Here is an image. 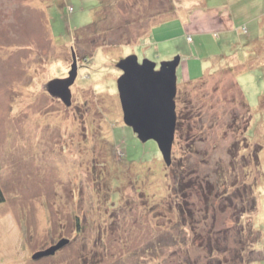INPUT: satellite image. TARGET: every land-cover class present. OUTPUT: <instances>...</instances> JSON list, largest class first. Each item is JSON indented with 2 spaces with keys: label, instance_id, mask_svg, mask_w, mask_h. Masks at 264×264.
<instances>
[{
  "label": "rangeland",
  "instance_id": "rangeland-1",
  "mask_svg": "<svg viewBox=\"0 0 264 264\" xmlns=\"http://www.w3.org/2000/svg\"><path fill=\"white\" fill-rule=\"evenodd\" d=\"M211 14L215 25L205 18ZM258 36L264 0H0V264H179L184 254L207 264L189 228L176 223L179 212L166 206L171 165L154 140L142 142L123 120L116 64L130 54L157 65L181 56L172 158L186 179L199 182L202 165L216 181L220 173L221 183L233 182L229 147L239 141L247 161L238 156L237 178L254 183L257 195L246 254L264 260V55L247 65L245 45ZM73 54L69 105L51 89L70 77ZM220 55L238 66L252 114L248 142L244 108L216 84L219 75L208 74ZM189 193L203 205L199 188ZM231 210L218 215L220 226L231 225ZM64 238L53 254L33 258Z\"/></svg>",
  "mask_w": 264,
  "mask_h": 264
},
{
  "label": "trees",
  "instance_id": "trees-1",
  "mask_svg": "<svg viewBox=\"0 0 264 264\" xmlns=\"http://www.w3.org/2000/svg\"><path fill=\"white\" fill-rule=\"evenodd\" d=\"M102 4L103 1L101 5ZM242 31L245 32L243 29ZM76 32L77 36L81 37L80 33L78 34L79 31ZM118 36L120 40L122 34ZM129 41L131 42L132 39H130ZM253 46L254 49H252L250 51V54L248 55L247 65L254 64V61L256 60L258 55H264V39L257 40ZM98 47H101V45L97 46L96 48ZM228 59L231 58L220 55L218 64L215 66V68L210 69L211 72L208 74L209 76L211 74L213 78L214 75H219L220 79H217L218 82L216 81V84H221V90L225 89V94H228V92H232L231 98L235 101L234 106H241L244 108V112L241 113V115L243 116L242 118L244 119V121H246V124L242 131L244 132V141L248 142L250 141L247 136V132L252 118L251 109L237 80L238 76L236 70L238 66L233 64L231 61L229 62ZM226 74L231 75V81H229L228 83H226L225 81H223L224 83H220L222 81V78L226 77ZM207 76L204 74V76L201 77L202 79L204 78V80H206V83L210 81L209 77ZM215 88L218 89V85L215 86ZM178 100L179 90L177 91L176 95V101L178 102ZM259 104L260 109L264 112L263 98L261 99V102L259 100ZM180 127L181 120L178 119L176 125L177 133ZM187 130L191 133L193 131L192 126L188 127ZM238 142L239 141L237 140L234 141L229 147V150L232 154V159L230 161L231 168L233 172H235L234 175H236L235 180L231 183H227L228 180L226 177L221 183L222 174L220 173H218L219 177L216 181V179L214 178V171L201 165L200 169L203 170V173L199 171L197 172L200 178L204 179L206 182L207 187L203 189L202 184L204 182L202 179H200L199 182H197L196 177L186 179V172L184 171V169H181V161H179L177 158L174 161L172 158V162L170 164L171 167L169 170L170 172H172V192H170L171 198L168 200L166 206L171 209L172 207H175L176 211L179 212L176 223L183 228H189V238H191L190 241L193 244L196 243L198 247L202 249L205 254V258L207 259V264H251L254 262L264 261L263 259H252L251 257H248V254H246V251L253 250L252 243L254 241H245L253 234V231L255 229V223L253 220L254 217L252 216V213L255 212V209L257 208V195L255 192L254 183H247L246 181L241 182L239 178H237L238 171H235V164H237V161L239 160L238 158L241 155L242 159L244 161H247V157L244 154H241V149L239 148ZM253 148L254 154L252 158L253 163L255 164L253 165L259 167L260 152L262 147L258 143H255ZM187 163L188 165L194 166L191 160ZM202 164L209 165V161L204 159ZM220 171L222 172L224 170L221 168ZM250 172L251 171L247 170V177L250 176ZM212 175L213 181L210 179ZM197 188L201 190L200 196H202V206L200 204H197L196 201L192 199V196L189 193V190L191 192L194 189L196 190ZM240 198L242 199V204L237 201ZM3 201H5V196L0 185V203ZM230 206H232L234 209L230 211V215L232 218L231 225L220 226L219 224L221 223H217L218 215L230 209ZM198 214H200L201 217L196 219V216ZM245 217L248 221H245L243 219ZM172 221L174 222L175 219H172ZM217 224L220 227H217ZM180 260L181 261L179 264H198L199 262L198 259H193L188 254H184V257H181Z\"/></svg>",
  "mask_w": 264,
  "mask_h": 264
},
{
  "label": "water",
  "instance_id": "water-1",
  "mask_svg": "<svg viewBox=\"0 0 264 264\" xmlns=\"http://www.w3.org/2000/svg\"><path fill=\"white\" fill-rule=\"evenodd\" d=\"M73 58L70 77L55 81L54 89H51L60 93L69 105L70 85L77 75L75 54ZM180 62V55L157 65L150 59L144 58L140 61L136 54H130L116 64L121 70L117 87L125 124L132 128L142 142L154 140L167 165L172 162L176 134L177 68ZM68 242L69 240L64 238L57 245L35 253L33 258L53 254Z\"/></svg>",
  "mask_w": 264,
  "mask_h": 264
},
{
  "label": "crops",
  "instance_id": "crops-1",
  "mask_svg": "<svg viewBox=\"0 0 264 264\" xmlns=\"http://www.w3.org/2000/svg\"><path fill=\"white\" fill-rule=\"evenodd\" d=\"M216 13V12H215ZM206 19H207V21H209V22H211V24H217V15H215V16H213L212 14L210 15V16H207V17H205ZM200 20L197 24H199V23H202L201 22V19H200V17L199 18H197L196 17V20ZM228 24H230V21H228ZM216 35V34H215ZM259 39H264V36H258L257 38H255V39H252V40H250V41H247L246 43H245V45H247V48H249L248 50H249V54H250V51L252 50V49H254V44H255V42L257 41V40H259ZM249 46V47H248ZM253 46V47H252ZM248 59H246V61H247ZM181 63H182V60H181ZM184 76H183V78L184 79H188L189 80V78H188V68H187V66L185 67V69H184Z\"/></svg>",
  "mask_w": 264,
  "mask_h": 264
},
{
  "label": "built area",
  "instance_id": "built-area-1",
  "mask_svg": "<svg viewBox=\"0 0 264 264\" xmlns=\"http://www.w3.org/2000/svg\"><path fill=\"white\" fill-rule=\"evenodd\" d=\"M242 29H243L244 31H246V28H245V27H243Z\"/></svg>",
  "mask_w": 264,
  "mask_h": 264
}]
</instances>
